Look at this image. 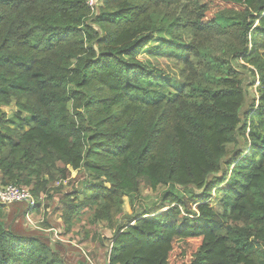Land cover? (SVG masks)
I'll use <instances>...</instances> for the list:
<instances>
[{
  "label": "trees",
  "instance_id": "obj_1",
  "mask_svg": "<svg viewBox=\"0 0 264 264\" xmlns=\"http://www.w3.org/2000/svg\"><path fill=\"white\" fill-rule=\"evenodd\" d=\"M183 4L187 43L161 11ZM90 15L88 0H0V185L29 189L34 212L59 196L67 232L89 210L113 227L123 196L167 187L157 207L115 225L107 264H264V0H103L100 33ZM154 34L180 44V83L138 60ZM213 36L258 76L243 122L240 79L204 53ZM238 139L244 151L224 162ZM79 171L92 178L85 193L51 187ZM0 264L66 262L0 222Z\"/></svg>",
  "mask_w": 264,
  "mask_h": 264
},
{
  "label": "rangeland",
  "instance_id": "obj_2",
  "mask_svg": "<svg viewBox=\"0 0 264 264\" xmlns=\"http://www.w3.org/2000/svg\"><path fill=\"white\" fill-rule=\"evenodd\" d=\"M88 5L91 8V15L88 18V24L100 33L98 26L95 24L96 17L100 14L103 0H88ZM161 11L169 16L177 19L179 26L174 28L175 35L186 41H191L192 36L188 30L190 8L186 4L174 8H161ZM207 42L204 43V53L210 55V57L226 61L228 65L234 70L236 76L240 79L243 89L246 93L245 104L240 110V117L243 122L244 116L248 113L251 105L257 102L259 98L260 84L258 76L255 74L253 66L247 64L242 59H232L230 52V40L228 37H210L206 38ZM180 44L173 42L170 36L167 34L153 35L152 41L138 56V60L143 64L150 66L151 68L159 69L160 74L156 75V79H165L172 81L173 84H178L182 80L181 68L179 60L175 51L179 48ZM215 69L212 70V72ZM210 80L220 79L222 76H209ZM209 81V80H208ZM1 111L6 113L8 117H12L16 112L14 104L7 107H2ZM237 144L228 145L226 148V159L237 150L244 151L243 142L238 139ZM92 178L87 176L84 171L72 172L69 179L62 183H52L51 187L60 190L61 195L70 193L72 190H77L79 194L85 193L86 185L91 182ZM61 185V186H60ZM166 191H169L167 187H158L155 191L142 189L139 195L126 194L122 197L123 204L121 206L122 214L116 215L115 225L127 222L131 217L136 216L140 211L152 207H157L163 199ZM198 191L197 193H199ZM187 198H190L185 194ZM45 196L42 195L39 198L40 207L35 210L33 217L30 218L31 223L27 221L25 214L24 219L20 221L18 217L17 222H11V219L6 215L0 217L1 223L5 228L13 230L16 233L36 236H47L49 244H58L55 250L61 254V257L66 264H107L108 254L110 251V238L113 233V227H110L105 222L91 223L93 212L87 211L79 219H73L69 232L65 230L64 223L61 218V214L58 212L60 205L58 203L59 196L53 198L51 201H47L48 207H51V211L56 214V222L50 225L47 217V213L43 207ZM221 195H217L214 191L210 195L211 209L216 213H221L220 204ZM7 206L8 211H13L15 215H21L25 213V206L23 204H11L1 205ZM194 210V207H193ZM161 211L159 213H164ZM36 226V227H35ZM51 231H47V228H52ZM117 227V226H116ZM38 228V229H37ZM116 229V228H115ZM52 240V241H51ZM60 241V242H58Z\"/></svg>",
  "mask_w": 264,
  "mask_h": 264
},
{
  "label": "built area",
  "instance_id": "obj_3",
  "mask_svg": "<svg viewBox=\"0 0 264 264\" xmlns=\"http://www.w3.org/2000/svg\"><path fill=\"white\" fill-rule=\"evenodd\" d=\"M11 204H23L25 206V217L31 223L30 218L37 206V200L29 189L15 185H0V205Z\"/></svg>",
  "mask_w": 264,
  "mask_h": 264
},
{
  "label": "crops",
  "instance_id": "obj_4",
  "mask_svg": "<svg viewBox=\"0 0 264 264\" xmlns=\"http://www.w3.org/2000/svg\"><path fill=\"white\" fill-rule=\"evenodd\" d=\"M0 180H1V173H0ZM50 203V202H49ZM49 203H47V200H44V202H42V205H41V207H43V209H45V211L48 213L49 212V216L47 217V219L49 220V223H50V225H53L54 224V222H56L57 220H56V214H54V212L53 211H51L52 209H51V207L49 206L48 207V205L47 204H49ZM3 207H5V208H2L1 207V205H0V217L2 218V217H4V215H6L7 216V218L9 217L10 219H11V222L13 223V222H17V220H18V217L20 218V221L22 220V219H24V217H23V214H25L24 213V207H23V212L21 213V215H15V213H13V211H8V209H7V206H3ZM33 215H34V212L32 213V217H33ZM0 218V219H1ZM0 222H1V220H0ZM36 227V226H35ZM38 229V228H37ZM51 229H53V227L52 228H47L46 229V232L47 231H51ZM41 237L42 238H45L46 240H47V236H43V235H41ZM52 241V240H51ZM48 242V241H47ZM58 242H60V241H58ZM53 249H55V247L58 245L56 242H55V244H53L54 245V247L52 246V244H49Z\"/></svg>",
  "mask_w": 264,
  "mask_h": 264
}]
</instances>
